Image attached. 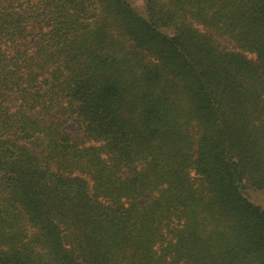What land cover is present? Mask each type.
<instances>
[{
	"label": "trees",
	"instance_id": "trees-1",
	"mask_svg": "<svg viewBox=\"0 0 264 264\" xmlns=\"http://www.w3.org/2000/svg\"><path fill=\"white\" fill-rule=\"evenodd\" d=\"M138 1L0 0V264H264V0Z\"/></svg>",
	"mask_w": 264,
	"mask_h": 264
},
{
	"label": "rangeland",
	"instance_id": "rangeland-1",
	"mask_svg": "<svg viewBox=\"0 0 264 264\" xmlns=\"http://www.w3.org/2000/svg\"><path fill=\"white\" fill-rule=\"evenodd\" d=\"M128 1L135 9L141 11L142 4L140 3V1L138 0H128ZM65 128L67 130H72V126L70 125V123L66 124ZM245 194L252 202L264 208V191L246 188Z\"/></svg>",
	"mask_w": 264,
	"mask_h": 264
}]
</instances>
